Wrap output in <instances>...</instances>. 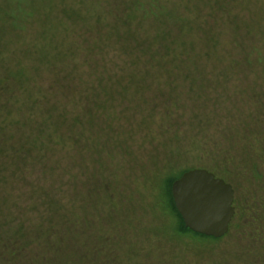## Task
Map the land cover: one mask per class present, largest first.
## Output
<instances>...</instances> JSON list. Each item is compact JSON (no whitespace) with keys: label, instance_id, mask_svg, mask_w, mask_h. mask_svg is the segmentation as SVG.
<instances>
[{"label":"trees","instance_id":"1","mask_svg":"<svg viewBox=\"0 0 264 264\" xmlns=\"http://www.w3.org/2000/svg\"><path fill=\"white\" fill-rule=\"evenodd\" d=\"M14 1L15 4L13 0H0V66H10L9 59L3 54L4 47L12 45L13 41L11 39L14 34H8L9 27L13 33H17L16 37L26 35L28 33L21 34V31H18L25 27L27 19L32 23L33 18H39L35 21L37 30L29 34V42L20 40L22 46L31 45V37H36L38 43L42 39L43 42L39 43L40 53L12 57V62L15 64L13 66H27L30 61H34L38 63V69L47 66L54 78L45 90L35 84L25 87L27 79L18 81L20 85L17 89H22V92L12 102L2 96L7 92L11 95L12 90H8L10 77L2 75L0 78V192L1 184L9 178L18 179L22 176L20 180L26 183L17 163L33 161L31 158L29 160L31 151H44L45 156L46 150L52 144L62 145L71 140L79 145L85 134L89 135L88 141L95 148V161L99 167L104 168L105 154L111 155L116 149L122 152V157L132 159L135 155L133 148L127 145L119 147L110 140L114 138L119 142L112 132L116 127L112 120L120 114L116 104L112 107L110 102L114 97L118 99L119 96L124 100L131 96L129 91L127 95L122 93L123 87L126 86H117L121 81L128 80L129 85L139 81L133 74L134 70L126 69V66H158L166 73L178 74L170 67L202 66L201 61L208 63L215 56L222 59L229 56L231 62L227 63V66H250V69L260 66L259 70L264 73V53L259 52L254 59L250 54L254 48L248 52L244 51L237 59L228 54L237 46L236 39L232 41L234 47L222 50L220 55L215 36L211 35L212 42L205 41L203 48L196 39L187 38V35L190 37L193 34L210 32L204 27H196L199 14H195V18L193 14H189L188 4H192L191 0H29L27 6L20 0ZM208 1L210 5L215 6L224 2ZM170 2L173 7L167 10L166 5ZM4 37L11 39L4 40ZM235 37L238 38L239 35ZM115 46L119 47L121 53L130 54L129 60L123 62L124 66L112 60L119 67L114 66L118 78L106 76L101 80L104 83L76 81L80 78V70L86 69L80 60L88 62L90 56L99 53L108 57ZM193 77L194 71L186 75L187 79ZM61 78L73 84H65ZM66 78L68 80H65ZM112 81L114 84L111 83L110 88L108 85ZM245 81L247 85L242 86V79L231 92L226 89L218 91L214 87L209 88L212 91H203L207 88L202 85V93L194 98V107L210 106L211 114L208 119L196 114V119L200 117L207 126L215 125L216 130L212 134L204 133L205 128L199 122L200 133L194 135L193 151L198 150L205 157H211V162L202 165L236 187L234 189L237 194V211L231 223L234 231L221 238H215L196 233L185 226L175 206L171 185L189 168L179 170L173 166L169 167L164 184L168 191L167 207L177 218L172 226L175 232L188 235L192 242L230 240L238 248L249 249L248 253L255 250L258 259L255 264H264V84L257 86L254 81ZM75 83L82 84L84 89ZM224 84L229 88L228 83ZM101 86H104L103 89L96 91ZM55 88L64 96L63 100L54 102ZM35 89L38 94L32 99ZM22 94L27 95L26 98L29 99L25 111L18 107ZM136 94L140 98H146L151 93ZM171 100L177 108L189 107L184 97ZM24 101L26 100L21 103ZM111 107L113 111L110 110ZM198 110L202 111L201 108ZM16 113L20 115L17 119L14 118ZM6 115L11 119L9 124H6ZM16 124L19 125L17 141L13 135L9 139L4 135L5 127ZM146 125L149 128V125ZM168 130L172 131L171 127ZM98 134L99 138L106 140L98 141L99 138H95ZM214 137L220 138L221 146H218L217 142L214 147L206 144ZM58 138V142L54 143ZM17 157L21 159H16ZM13 161L16 162L15 168L11 167ZM105 173L93 177L95 184L98 186L101 182V188L107 193V187L113 181L112 177L107 178ZM78 187V184L75 185L69 180L66 189L73 194L77 192ZM43 190V195H39L42 200L47 199V191H51L45 188ZM28 198L33 201L31 209L35 211L37 205H34V202L38 204L37 198L35 195ZM10 200L8 194L0 193V264H108L109 259L112 264H126L125 258L129 257V254L132 256L129 250L144 252L143 246L137 247V243L133 242V234L129 236V241L126 239L127 244L125 232L120 236L107 233L104 229L109 231L114 226L109 227L107 217H91L87 209L91 203L84 202L78 206L74 198L73 204L67 206L70 214H59L53 207L49 216L43 215L40 226L27 227L26 219L20 218V223H16V228L12 229L13 222H8L12 215L6 211ZM78 208L83 210V215ZM17 219L15 216L13 220ZM6 225L9 229L3 230ZM163 229L159 227L155 231L165 235L172 231ZM88 238H94V241ZM241 240L247 243L246 247L243 248L244 244L239 242ZM228 251L238 253L235 248Z\"/></svg>","mask_w":264,"mask_h":264},{"label":"rangeland","instance_id":"2","mask_svg":"<svg viewBox=\"0 0 264 264\" xmlns=\"http://www.w3.org/2000/svg\"><path fill=\"white\" fill-rule=\"evenodd\" d=\"M20 1L25 6L29 4V0ZM15 3L13 0V4ZM191 3L188 4L189 14H193V17L195 14H199L196 27L198 29L204 27L210 31L201 32L198 35L193 34L190 37L186 36L196 39L200 47L203 48L205 41L212 42L210 39L212 35L215 36L214 40L220 47V55H222V50H228L231 46L234 47L233 39H236L239 44L232 49V52L228 53L233 58L237 59L244 51L248 52L253 48L255 50L250 53L253 59L259 52L264 53V0H224L217 6L210 5L208 0H191ZM172 7V2L166 5L167 10ZM37 20L39 18H33L31 23L27 19L24 23L25 27L18 31H21V34H28L16 37L15 34L17 33L15 31L13 33L9 27L8 34H14L13 39L4 37V40H13L12 45L5 46V52H3L4 56L9 59L10 66H0V78L2 75L9 76L8 90H12L11 95H8L7 92L2 96L11 102L22 92V89H17L20 85L18 81L27 79L28 82L25 83V87L35 84L36 87H42L44 90L53 82V73L47 69V66H41L38 69L37 66L39 65L34 61H30L27 66H13L15 64L12 62V57L40 53L39 43L43 42L42 39L38 43L36 37H31L33 40L31 45L22 46L20 40L25 39V43L27 40L29 42V34L37 30L35 23ZM237 34L239 35L238 38L235 37ZM72 40L74 41L73 36ZM129 56L130 54L121 53L119 47L115 46L108 57L99 53L90 56L88 62L80 60L85 64L86 69L80 70V78L76 81L104 83L101 80L106 76L111 75L118 78V73L114 68V66H118L114 62L124 66L123 62L126 59L129 60ZM226 57L222 59L215 56L210 62L201 61L202 66L196 67L171 66L170 69L179 75L171 72L166 73L158 66H126V69L134 70L133 74L139 81L133 82V85H129L128 80L121 81L122 83L117 86L118 88H121L122 85L126 86L123 87L122 93L127 95L129 91L131 96L124 100L119 96L118 99L114 97L110 102L112 107L113 105L115 107L116 104L117 111L120 112V114L117 112V118L112 120L116 126L115 131L112 132L117 136L119 142H116L114 138L110 140L117 143L119 147L127 145L133 148L135 152L133 158L122 157V152L116 149L111 155L105 154L104 168L99 167L95 161V148L88 141V134L83 136L79 145L74 144L71 140L62 145L59 143L57 145L52 144L46 150L45 156H43L44 151L37 149L31 151L29 160L31 158L33 161H19L17 163L20 173H23L26 178V183L20 180L22 178L20 176L18 179L9 178L1 184L0 193L8 194L11 198L8 209H6L12 215L8 220V222H13L11 228H16V223L21 221L20 218L26 219L27 227L40 226L43 215L49 216L53 212V207L59 214H70L67 206L73 204L75 198L77 205H83L84 202L91 203L87 208L91 217H95V219L107 217V221L110 223L109 227L114 226L109 231L104 229L107 233L111 232V234L120 236L125 232L127 244L130 240L129 236L133 234V242L137 243L136 246L141 245L145 248L143 253L140 250L133 249V252L129 250L128 252L132 256L129 254V257L125 258L126 264H255L258 261L255 250L248 253L249 249L238 248L230 240L203 241L200 243L192 242L188 235L178 234L172 228L177 218L167 207L168 191L164 184V177L169 172V167L173 166L179 170L184 167L189 169L207 168L202 164L209 163L212 159L205 157L198 150L193 151L192 141L198 132L199 122L205 128L204 133L212 134L216 130L215 125L207 126L206 122L200 119V117L209 118L211 115L210 106L206 108L203 106L194 107L196 103L194 98L198 97L200 92L202 93L200 91L203 90L201 86L207 88L203 91H212L209 88L214 87L218 91L226 89L231 92L239 84L238 81L242 82V79V86L247 85L245 80L254 81L257 86L264 84V73L259 70L258 67L260 66H256L255 69L242 65L227 66V63L231 61H229V56ZM193 71L195 77L187 79L186 75ZM129 78L131 77L129 76ZM62 82L73 84L64 81V78ZM111 83L114 84L113 81L110 82L108 85L110 88H112ZM224 83H228L229 88H226ZM75 84L84 89L82 84ZM103 87H99L96 91L100 92ZM28 91L30 90L28 89ZM37 91V89L34 90L32 99L38 94ZM137 92L138 94L150 92L152 95L140 98L136 94ZM26 96L22 94L20 100L26 101L18 103V107L23 111L28 106L29 99L27 100ZM180 96L186 99L189 107H175L171 99H178ZM63 99L64 96L55 88L54 102ZM112 107L110 110L113 111ZM199 108L202 111L198 110ZM196 114L200 116L198 119H196ZM19 116L16 113L14 118L17 119ZM4 118L8 122L6 124H9L11 119H8L7 115ZM146 124L149 125V128ZM18 126L16 124V126L5 127L4 135L8 139L13 135L15 136L14 140L17 141ZM169 127L172 131L168 130ZM95 138H99V134ZM58 140L59 138L54 140V143ZM97 140L104 141L106 138ZM221 143L220 138L214 137L210 138L206 144L214 147L216 144L221 146ZM16 159L21 158L17 157ZM13 163L11 167L15 168L16 162L13 161ZM82 164L85 166H81ZM101 173H105L107 178L112 177L113 183L107 187V193L101 188L103 186L101 182L98 186L94 182L95 177L93 176ZM69 180L73 181L75 185H79L77 192H73V194L66 189ZM28 183H32V185ZM43 188L51 190L47 191L48 198L44 200L39 198V195H43L42 192L45 191ZM234 190L236 199V189ZM31 195H35L37 198L38 204L34 202V205H37L35 211L31 209L33 201L28 198ZM77 198H79L78 201ZM78 210L80 214L83 213L80 208ZM15 216L18 217L17 220H13ZM159 227L172 231L169 232V235L160 234L155 231ZM6 229H9L8 225L3 230ZM232 230L234 231V228L231 225L228 233H231ZM88 239L94 241V238ZM239 242L244 244L242 245L243 248L247 246L246 242L242 240ZM232 248H235L238 253H230L228 250ZM110 260L108 264H112Z\"/></svg>","mask_w":264,"mask_h":264},{"label":"water","instance_id":"3","mask_svg":"<svg viewBox=\"0 0 264 264\" xmlns=\"http://www.w3.org/2000/svg\"><path fill=\"white\" fill-rule=\"evenodd\" d=\"M171 193L187 228L215 238L228 234L236 214L230 182L207 168H191L174 180Z\"/></svg>","mask_w":264,"mask_h":264}]
</instances>
